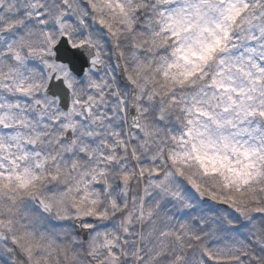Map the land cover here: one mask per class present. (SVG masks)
<instances>
[{"label": "snow or ice", "instance_id": "1", "mask_svg": "<svg viewBox=\"0 0 264 264\" xmlns=\"http://www.w3.org/2000/svg\"><path fill=\"white\" fill-rule=\"evenodd\" d=\"M0 264H264V0H0Z\"/></svg>", "mask_w": 264, "mask_h": 264}]
</instances>
